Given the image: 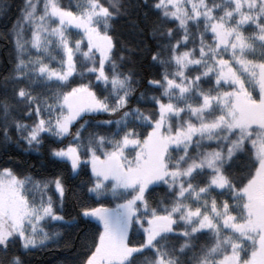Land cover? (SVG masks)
<instances>
[{
    "label": "snow or ice",
    "instance_id": "obj_1",
    "mask_svg": "<svg viewBox=\"0 0 264 264\" xmlns=\"http://www.w3.org/2000/svg\"><path fill=\"white\" fill-rule=\"evenodd\" d=\"M0 41V150L42 157L0 163V264H264V0H0Z\"/></svg>",
    "mask_w": 264,
    "mask_h": 264
},
{
    "label": "trees",
    "instance_id": "obj_2",
    "mask_svg": "<svg viewBox=\"0 0 264 264\" xmlns=\"http://www.w3.org/2000/svg\"><path fill=\"white\" fill-rule=\"evenodd\" d=\"M12 2L15 6L22 3V0H12ZM64 2L67 3V0H64ZM131 2L140 5L145 4V0H131ZM113 32L118 37L121 38H126L128 36V28L125 18L121 17L120 19H117L114 22ZM144 39L153 48L155 47L156 41L153 40L151 37L145 36ZM6 61H7V56L4 54V42L0 41V76H2L9 67V65L6 64ZM143 67L146 72H152L153 74L156 71H158L157 68L148 67L147 58H145L144 60ZM0 91H2V89H0ZM103 118H107L106 115L97 117V119H103ZM18 154L20 156V159L27 162V165H33L31 171H33L34 173L40 171L39 164L42 157L37 153L31 151L28 153H23L21 152V150L16 149L15 146L9 149L7 153H5L3 150H0V163H3L8 156H12L13 158H15L17 157ZM27 165H25L24 167L26 168ZM46 169L47 171H52L50 165L46 166ZM81 178H83V173L81 174V177L69 179L68 181L69 191L67 193L65 199V205H64V213L66 214V219L69 214L75 216L78 212L76 197H79L80 201L87 203L90 206L93 207L96 206V197L90 196L87 193L86 186H84L83 188L80 187ZM154 191L158 192L159 189H155ZM99 202L103 203L106 207H111L114 204V201H112L111 197L101 199ZM44 226L49 231L56 230L58 227V225L52 223L45 224ZM94 227H95V222L89 223L84 218H79L76 227L72 229L63 228L61 244L63 243L64 239L68 238L69 235H71L72 237H76L78 234L77 229H88L90 234L91 230ZM141 238L142 235L133 236V239H141ZM23 259L25 260L26 264H59V261L62 259V249L58 250L54 244L49 243L48 247L45 249H37L35 251L24 254Z\"/></svg>",
    "mask_w": 264,
    "mask_h": 264
},
{
    "label": "rangeland",
    "instance_id": "obj_3",
    "mask_svg": "<svg viewBox=\"0 0 264 264\" xmlns=\"http://www.w3.org/2000/svg\"><path fill=\"white\" fill-rule=\"evenodd\" d=\"M114 204H115V202H114ZM114 204H113L111 207H114ZM111 207H110V208H111ZM141 235H142V234H141Z\"/></svg>",
    "mask_w": 264,
    "mask_h": 264
}]
</instances>
